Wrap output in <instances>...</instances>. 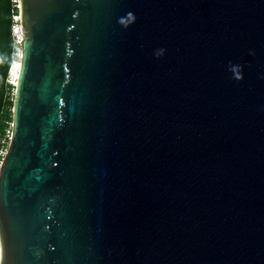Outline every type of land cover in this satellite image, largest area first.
Segmentation results:
<instances>
[{"label":"water","instance_id":"water-1","mask_svg":"<svg viewBox=\"0 0 264 264\" xmlns=\"http://www.w3.org/2000/svg\"><path fill=\"white\" fill-rule=\"evenodd\" d=\"M0 264H264V0H17Z\"/></svg>","mask_w":264,"mask_h":264},{"label":"trees","instance_id":"trees-1","mask_svg":"<svg viewBox=\"0 0 264 264\" xmlns=\"http://www.w3.org/2000/svg\"><path fill=\"white\" fill-rule=\"evenodd\" d=\"M17 5V0H0V139L11 130L12 123L15 86L9 80V71L19 61L14 59L16 44L12 31L14 17H18ZM15 23L19 25V20Z\"/></svg>","mask_w":264,"mask_h":264},{"label":"rangeland","instance_id":"rangeland-1","mask_svg":"<svg viewBox=\"0 0 264 264\" xmlns=\"http://www.w3.org/2000/svg\"><path fill=\"white\" fill-rule=\"evenodd\" d=\"M18 18L17 17H14V24L12 25V31L14 33V37H15V44H16V51L14 53V59L16 60H20V53H21V31L17 32V29L20 30L19 28V25H17L15 23V21L17 20ZM13 70L16 71V68L14 67V63L12 65V68L11 70L9 71V80L11 83L15 84L14 83V77H15V72H13ZM15 86V85H14Z\"/></svg>","mask_w":264,"mask_h":264},{"label":"built area","instance_id":"built-area-1","mask_svg":"<svg viewBox=\"0 0 264 264\" xmlns=\"http://www.w3.org/2000/svg\"><path fill=\"white\" fill-rule=\"evenodd\" d=\"M11 137H12V123H11V130L7 131V134H6V136L4 138L0 139V155H1L0 165L2 164L4 156H5L6 152H7L9 141H10Z\"/></svg>","mask_w":264,"mask_h":264},{"label":"bare ground","instance_id":"bare-ground-1","mask_svg":"<svg viewBox=\"0 0 264 264\" xmlns=\"http://www.w3.org/2000/svg\"><path fill=\"white\" fill-rule=\"evenodd\" d=\"M19 31H17V32H19ZM20 38H21V36H20ZM20 57H21V55H20ZM17 65H20V60L14 62V67L16 68V71L13 70V72H15L14 83H16V80H17V77H18L19 68L17 69Z\"/></svg>","mask_w":264,"mask_h":264},{"label":"snow or ice","instance_id":"snow-or-ice-1","mask_svg":"<svg viewBox=\"0 0 264 264\" xmlns=\"http://www.w3.org/2000/svg\"><path fill=\"white\" fill-rule=\"evenodd\" d=\"M17 31H19V29H17ZM19 68V65H17V69Z\"/></svg>","mask_w":264,"mask_h":264}]
</instances>
